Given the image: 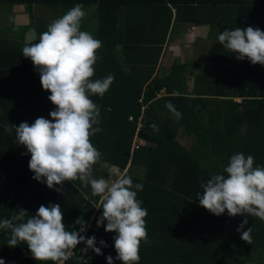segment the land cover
I'll return each mask as SVG.
<instances>
[{"label":"trees","instance_id":"obj_1","mask_svg":"<svg viewBox=\"0 0 264 264\" xmlns=\"http://www.w3.org/2000/svg\"><path fill=\"white\" fill-rule=\"evenodd\" d=\"M77 4L86 13L81 30L102 42L92 79L114 76L102 97H90L100 108L101 128L91 137L101 153L93 175L112 180L125 171L134 185H143L137 199L147 209L148 237L140 244L139 264H264V221L227 212L215 216L199 206L197 195L212 175L224 174L236 153L251 155L254 166L264 167V66L237 60L216 40L202 58L175 57L168 70L157 71L163 42L175 26L220 22V32L236 27L264 31V0H0V221L18 209L34 215L41 205L59 204L66 230L79 231L76 221L81 219L86 225L82 235L95 236L102 253L83 252L85 243H80L64 264H107L108 256L121 264L115 233L97 227L102 209L96 210L99 197L92 196L90 186L77 180L49 189L37 182L15 129L5 131L9 125H31L38 117L50 119L55 110L50 93L42 90L39 72L22 49L38 42L52 21ZM16 6L29 22L10 34L16 28L10 24ZM227 8L237 11L235 25L215 19ZM253 11L262 17L252 18ZM206 14L212 18L205 21ZM29 30L36 39L25 41ZM160 91L165 95L158 96ZM169 102L182 114L179 120L166 107ZM180 132L193 138L190 149L178 141ZM135 137L149 144L134 143ZM250 227L249 244L241 235ZM9 239L10 230L0 229L5 264H36L25 244L9 248Z\"/></svg>","mask_w":264,"mask_h":264},{"label":"clouds","instance_id":"obj_2","mask_svg":"<svg viewBox=\"0 0 264 264\" xmlns=\"http://www.w3.org/2000/svg\"><path fill=\"white\" fill-rule=\"evenodd\" d=\"M85 15L83 5H75L51 22L38 42L23 47V57L30 59L38 70L41 88L50 93L48 100L55 110L49 113L50 119L38 117L31 125H9L5 131L15 129L19 145L30 154L28 168L37 182L46 183L49 189L77 180L90 186L92 196L99 197L95 208L102 209L97 227L104 225L106 233H115L116 259L121 264H139L140 244L148 237L147 209L137 199L143 185H134L126 172L112 180L93 175V166L100 162L101 153L91 143V137L101 128L100 108L90 97H102L114 76L92 79L102 42L81 30ZM32 39H36L35 33ZM218 41L237 60L247 59L252 65L264 66V31L259 28L225 29ZM166 107L177 120L181 118L173 104L169 102ZM150 127L158 130L155 124ZM201 187L202 194H197L199 206L211 214L220 216L227 212L229 217L247 215L264 221V167L254 166L253 156L232 155L224 174L212 175ZM247 223L245 219L237 231ZM76 224L79 231L66 230L60 205L52 204L41 205L34 215L18 209L10 219L0 221V229L10 230L9 248L25 244L36 264H64L80 243H85L81 251L91 249L101 255L95 236L82 235L85 222L77 219ZM251 232V227L243 231L241 239L250 244ZM100 244L105 246L102 240ZM106 260L113 264L111 256ZM0 264H5L2 258Z\"/></svg>","mask_w":264,"mask_h":264},{"label":"crops","instance_id":"obj_3","mask_svg":"<svg viewBox=\"0 0 264 264\" xmlns=\"http://www.w3.org/2000/svg\"><path fill=\"white\" fill-rule=\"evenodd\" d=\"M172 12H173V14L175 13L174 9H172ZM236 12L237 11L234 8H231V11H229L227 8L226 11H224V12L221 11V13L218 12L214 15H216L217 18H215V19H217V20L226 21V22L228 21V26H229V22L232 25H235L234 20H237V13ZM253 13H254V15L251 16L252 18L257 19V18H260V16L262 17V15H260L257 12L253 11ZM206 15H207V17L202 16V17H204L205 21L209 20L210 17L212 18V16H208V14H206ZM189 16L191 18H194L190 14H189ZM196 18H199V14L197 15ZM210 25L208 23H203V22L198 23V24H195L192 22L191 23L190 22H185V23L183 22L179 26H175V28L172 29L171 34L170 35L168 34L165 41L163 42L162 57L165 56V58H171V63L175 57H177L179 59V61H184V60L196 58V54H198V52L201 50V47H213L215 45V43L217 42L216 40H218V35L221 33L219 31V29L221 30V28H220L221 24H220V22H213ZM230 30H233V29H230ZM203 50H204V48H203ZM178 51L182 53V59L181 60H180L179 56L175 55V54H178ZM186 52L191 53V55H190V53L188 55L189 58L187 56L185 57ZM159 67H163V64H161V63L158 64L157 71L159 70L158 69ZM139 126H140V124H138V127ZM135 142H138L139 144L147 145V144H144L145 143L144 141H141V140L137 139L136 137L134 138V143ZM113 177H115V176H113Z\"/></svg>","mask_w":264,"mask_h":264},{"label":"rangeland","instance_id":"obj_4","mask_svg":"<svg viewBox=\"0 0 264 264\" xmlns=\"http://www.w3.org/2000/svg\"><path fill=\"white\" fill-rule=\"evenodd\" d=\"M92 9V8H91ZM11 11L12 12H15V17L12 19V21H11V23L10 24H12V25H14V27H16L15 29H12V30H9L8 31V33H10V34H12V33H15V32H18V31H16V30H19V28L20 27H23V26H26V25H28V22H29V20H28V16L24 13V11H23V8L22 7H18V6H16V7H13L12 9H11ZM44 16V15H43ZM7 19L6 20H4V22H7V20H9V16L8 17H6ZM48 19V17H47V15L45 16V20H47ZM10 21V20H9ZM4 25H5V23L4 24H2V26L4 27ZM0 28H1V26H0ZM5 28V27H4ZM9 28H10V26H9ZM7 31V30H6ZM33 33H35L33 30H29L26 34H25V36H24V39H25V41H31V40H33L32 39V36H33ZM203 48H204V50H203ZM208 47H201V50L198 52V59L199 58H202L204 55H205V52H206V49H207ZM162 49H163V47H162ZM162 52L163 51H161V53H160V56H159V58H158V63L157 64H159V63H161V64H163V67L165 68V70H168V68H169V65L171 64V58H165V56H163L162 57ZM191 52V51H190ZM190 52H186L185 53V57L187 56L188 58H189V53ZM175 55H177V56H179L180 57V60L182 59V53L181 52H179L178 51V54H175ZM190 55H191V53H190ZM204 66V65H203ZM191 84V83H190ZM165 94L164 93H162V91H160V94H158V96H164ZM238 100V99H237ZM178 141L182 144V145H184L186 148H188V149H190V147H191V145H192V137H189V136H187V135H185L184 133H179V135H178ZM145 142V141H144ZM143 142V143H144ZM194 143L195 144H197L196 143V141H194ZM144 144H149V143H144ZM202 166H205V163H203V162H201L200 163ZM125 172V171H124ZM119 173H121V172H119ZM119 173H117L116 175H115V177H113V179H115L116 177H117V175L119 174ZM139 174V173H138ZM97 209V208H96Z\"/></svg>","mask_w":264,"mask_h":264},{"label":"built area","instance_id":"obj_5","mask_svg":"<svg viewBox=\"0 0 264 264\" xmlns=\"http://www.w3.org/2000/svg\"><path fill=\"white\" fill-rule=\"evenodd\" d=\"M22 155H25L27 157H30V154L27 152L26 148H23Z\"/></svg>","mask_w":264,"mask_h":264}]
</instances>
